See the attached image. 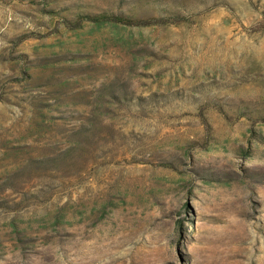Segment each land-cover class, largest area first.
<instances>
[{
    "label": "rangeland",
    "instance_id": "rangeland-1",
    "mask_svg": "<svg viewBox=\"0 0 264 264\" xmlns=\"http://www.w3.org/2000/svg\"><path fill=\"white\" fill-rule=\"evenodd\" d=\"M0 264H264V0H0Z\"/></svg>",
    "mask_w": 264,
    "mask_h": 264
}]
</instances>
